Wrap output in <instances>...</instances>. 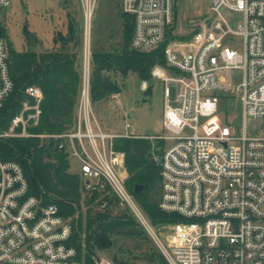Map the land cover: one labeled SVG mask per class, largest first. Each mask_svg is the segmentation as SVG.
<instances>
[{
	"label": "built area",
	"instance_id": "built-area-1",
	"mask_svg": "<svg viewBox=\"0 0 264 264\" xmlns=\"http://www.w3.org/2000/svg\"><path fill=\"white\" fill-rule=\"evenodd\" d=\"M9 4L0 0V12ZM122 10L133 16L131 46L137 50L156 49L174 24V0H122ZM209 13L193 41L166 45L165 65L152 69L164 84L162 123L174 140L156 156L158 204L183 218L164 224L165 232L128 190L125 153L114 144L117 137L141 135L127 117L123 132L101 125L91 108L89 65L70 129L51 134L27 129L39 124L43 99L41 87L32 84L0 138H52L78 161L84 190L108 188L133 211L170 264H264V0H210ZM1 27L0 13V106L14 87ZM235 36L243 39L242 51ZM236 69L242 79L234 84ZM224 84L239 93L242 123L233 119L221 135L203 133L200 122L216 111ZM248 119L259 121L258 135L247 133ZM107 205L104 200L100 206ZM72 232L70 219L55 203L44 204L29 193L21 165L0 158V264H81L68 244ZM95 264L113 263L97 257Z\"/></svg>",
	"mask_w": 264,
	"mask_h": 264
},
{
	"label": "trees",
	"instance_id": "trees-1",
	"mask_svg": "<svg viewBox=\"0 0 264 264\" xmlns=\"http://www.w3.org/2000/svg\"><path fill=\"white\" fill-rule=\"evenodd\" d=\"M120 13L124 18V40L120 48L110 52L95 50L91 55L90 95L93 103L121 90L118 81L108 76L107 71L118 70L123 76L134 72L141 80H147L156 64L165 65V46L171 37V28L156 49L137 50L131 46L133 16L122 10V2ZM1 31L5 37L3 27ZM62 35L61 32L55 35V44L60 36L64 38ZM26 38L29 42L35 40L28 31ZM66 38L75 43V47L83 38V26L71 13H68ZM8 50L14 87L0 106V129L8 128L12 118L20 112L23 101L28 98L25 88L32 84L41 87L43 99L40 122L31 130L51 134L70 129L82 84L81 67L76 62L74 49L61 46L52 50H15L9 45ZM114 144L125 153L126 186L152 224L159 227L183 219L176 212L162 210L158 204L161 177L156 156L164 149L160 148L155 154L150 139L142 136L117 137ZM0 158L18 162L28 182L29 193L41 198L44 204L55 203L60 213L70 219L73 232L68 244L77 250L81 264H95L99 251L115 246L120 236H141L143 231L146 232L133 211L120 204L108 188L85 191L83 177L70 171L68 154L60 150L52 138H0ZM136 183L144 185L140 192L134 191ZM104 200L108 205L101 207ZM111 261L124 264L115 255ZM148 261L170 264L161 252L156 251H151Z\"/></svg>",
	"mask_w": 264,
	"mask_h": 264
},
{
	"label": "rangeland",
	"instance_id": "rangeland-1",
	"mask_svg": "<svg viewBox=\"0 0 264 264\" xmlns=\"http://www.w3.org/2000/svg\"><path fill=\"white\" fill-rule=\"evenodd\" d=\"M65 1L10 0L9 6L0 12L2 27L7 46L11 45L15 50H52L61 46L72 47L77 54L76 62L80 64L83 81L88 65L91 74L93 51H115L123 43L124 18L120 13L122 0H90L89 8L92 15L89 20H87V0ZM209 4L210 0H174V24L170 29L171 37L166 45L171 42L193 41L200 32L201 20L210 14ZM68 13H71L83 26V38L77 47H75V43L69 42L66 38ZM26 31L35 40L32 39L29 42L26 38ZM58 32H61L64 38L60 36L55 44L54 37ZM234 41L237 49L242 51V37L235 36ZM106 74L118 81L121 90L102 101L96 103L91 101V108L101 125L115 132H123L127 117L133 123L136 134L150 139L155 154L160 148L164 149L170 146L174 140L168 138L170 133L162 123L164 111L162 80L154 76L153 73L147 80H141L134 72L123 76L118 70H110ZM231 75L234 84L239 83L242 79L240 69L233 70ZM172 93L175 94L174 86H172ZM218 93L216 111L212 115L204 117L200 122V131L203 133L221 135L233 119L237 124L242 123L240 117L242 103L234 86L224 84ZM26 127L32 129V125L27 124ZM246 131L248 134L258 135L260 133L259 121L248 119ZM69 164V169L72 172L80 169L75 158L69 157ZM163 225L159 226L161 232L166 231ZM151 251L161 252L150 234L143 231L141 236L118 237L115 246L100 250L97 257H106L112 260L115 255L124 264H153L148 261ZM113 264L119 263L114 262Z\"/></svg>",
	"mask_w": 264,
	"mask_h": 264
},
{
	"label": "water",
	"instance_id": "water-1",
	"mask_svg": "<svg viewBox=\"0 0 264 264\" xmlns=\"http://www.w3.org/2000/svg\"><path fill=\"white\" fill-rule=\"evenodd\" d=\"M61 1H63V0H61ZM143 188H144L143 184L136 183L135 186H134V191L135 192H140Z\"/></svg>",
	"mask_w": 264,
	"mask_h": 264
},
{
	"label": "bare ground",
	"instance_id": "bare-ground-1",
	"mask_svg": "<svg viewBox=\"0 0 264 264\" xmlns=\"http://www.w3.org/2000/svg\"><path fill=\"white\" fill-rule=\"evenodd\" d=\"M91 15H92V11L91 9L88 7L87 9V20H89L91 18Z\"/></svg>",
	"mask_w": 264,
	"mask_h": 264
}]
</instances>
